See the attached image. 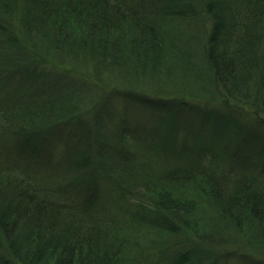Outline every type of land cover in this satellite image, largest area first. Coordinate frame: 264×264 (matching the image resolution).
<instances>
[{"label":"trees","instance_id":"1","mask_svg":"<svg viewBox=\"0 0 264 264\" xmlns=\"http://www.w3.org/2000/svg\"><path fill=\"white\" fill-rule=\"evenodd\" d=\"M135 1L0 0V255L18 264H140L128 251L145 225L194 241L168 264H209L211 245L264 256L257 164L183 150L159 168L114 102L172 120L199 97L264 128V0ZM214 112L189 106L205 125ZM54 132L52 162L39 141ZM100 175L116 214H96Z\"/></svg>","mask_w":264,"mask_h":264},{"label":"rangeland","instance_id":"2","mask_svg":"<svg viewBox=\"0 0 264 264\" xmlns=\"http://www.w3.org/2000/svg\"><path fill=\"white\" fill-rule=\"evenodd\" d=\"M143 1L145 3H154V0ZM155 1L157 4L166 5V2L169 0ZM135 2L139 6L146 5L137 0ZM177 2L184 5L191 3L192 5L188 7V12L194 10L202 13L201 9L198 8V1L196 0H177ZM79 65L80 68L83 67L81 64ZM81 69L90 70L86 68ZM116 84L120 83L116 82ZM163 94L166 96L173 93L166 91ZM198 98L188 97V99H192L193 101H188L183 106H178L177 116L175 118L172 116V120H170L169 115L166 113L156 115L145 107L143 109L135 102L116 98L114 99L117 111L116 117H118L119 121L125 122L130 128L139 130L146 140V147L150 151L148 154L149 159L159 168L166 165L167 161L165 159H167V156H171L174 151L197 150L202 151L203 155L205 153L209 154L210 151H212V154H223L239 162H245L249 159L253 160L257 164V168L264 173V128L255 126L250 119L252 117L249 115L236 119L228 118L224 114L225 110L221 105L216 102L206 103L199 101ZM189 106L191 109H206V111L213 108L215 112L207 116V120L209 121L205 125L202 117L197 118L194 116V118H191ZM215 122H218V127H215L216 129L212 127ZM200 124L203 125L200 126ZM57 135L54 132L51 133V137L39 141L44 148V153H41L43 159H50L52 162L60 156L62 159L64 155L63 150L65 149L64 134L59 136V139ZM18 140V137H13L12 142H8L9 146L12 148L16 147L14 143ZM49 149L50 158L47 157ZM148 169L150 168L148 167ZM98 179L99 182L97 184H95L94 180L88 184V190L90 191H95L91 187L99 185L96 188L99 193V199L94 204L97 211L96 214H113L120 207L118 202L120 191L115 190L113 192L111 189L108 190L109 184L105 179L101 178V175ZM45 180L52 181V178H45ZM91 183L93 184L91 185ZM123 202L125 203L126 201L123 200ZM137 230V235H134V246L129 249L128 254L140 257V264H168L172 255L187 251L189 248L191 249L195 246L194 241L187 238L188 235L182 231L166 232L163 230L162 233L157 231V227L150 225L142 226ZM211 249L213 253L206 260L207 263L211 259L208 262L209 264H264L263 255L251 253L245 249L241 250L242 252L232 253L230 251L234 249V245L232 244L225 245V247L222 245H211ZM6 254L8 253L3 250L0 258H5L4 261L7 263L18 264L12 259V256L10 257L9 254Z\"/></svg>","mask_w":264,"mask_h":264}]
</instances>
